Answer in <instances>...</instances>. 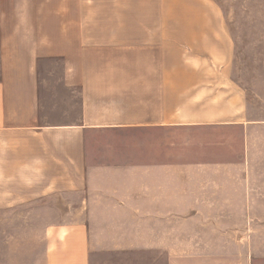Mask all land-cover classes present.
Listing matches in <instances>:
<instances>
[{"label":"crops","instance_id":"obj_1","mask_svg":"<svg viewBox=\"0 0 264 264\" xmlns=\"http://www.w3.org/2000/svg\"><path fill=\"white\" fill-rule=\"evenodd\" d=\"M21 4L7 28L0 0V217L48 215L38 264H264L258 122L219 69L172 60L235 41L219 0Z\"/></svg>","mask_w":264,"mask_h":264},{"label":"rangeland","instance_id":"obj_2","mask_svg":"<svg viewBox=\"0 0 264 264\" xmlns=\"http://www.w3.org/2000/svg\"><path fill=\"white\" fill-rule=\"evenodd\" d=\"M11 23L7 28L17 27L19 5L22 2L29 8V12L41 0H7ZM24 1L26 3H24ZM223 7L220 11V22L226 23L229 32L235 39L234 42L221 43L219 51L215 54L205 52L204 56H189L183 47L182 57L175 55L173 61L178 66L177 59L184 62L187 67L201 66L214 67L222 72L223 87H237L242 94L241 110L246 109L249 118L258 123L252 124L253 132L259 134V147L264 145V0H219ZM7 29L0 24V55L4 48L3 35ZM1 62V61H0ZM245 107V108H244ZM234 130H227L232 132ZM238 129H235V133ZM202 131H195V136ZM192 135L186 129H179L180 143L186 135ZM37 208L24 207L22 215H6L0 217V262L3 258L9 264H19L21 257L26 264H38L39 257L43 254L44 226L49 222L46 213H32ZM57 215V213L55 214ZM25 242V247H17L18 243ZM22 244H19V246ZM105 264H134L144 262V258H132L129 252L119 254L110 253L103 257ZM21 264V263H20Z\"/></svg>","mask_w":264,"mask_h":264}]
</instances>
